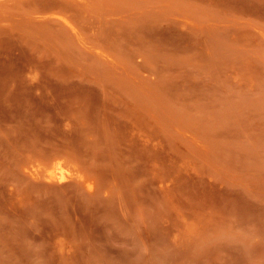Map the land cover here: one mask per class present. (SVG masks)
<instances>
[{
    "label": "rangeland",
    "instance_id": "obj_1",
    "mask_svg": "<svg viewBox=\"0 0 264 264\" xmlns=\"http://www.w3.org/2000/svg\"><path fill=\"white\" fill-rule=\"evenodd\" d=\"M0 264H264V0H0Z\"/></svg>",
    "mask_w": 264,
    "mask_h": 264
},
{
    "label": "bare ground",
    "instance_id": "obj_2",
    "mask_svg": "<svg viewBox=\"0 0 264 264\" xmlns=\"http://www.w3.org/2000/svg\"><path fill=\"white\" fill-rule=\"evenodd\" d=\"M22 4V3H21ZM46 4V3H45ZM38 11V10H37ZM55 15V14H54ZM16 21V20H15ZM20 21V20H19ZM45 22V21H44Z\"/></svg>",
    "mask_w": 264,
    "mask_h": 264
}]
</instances>
